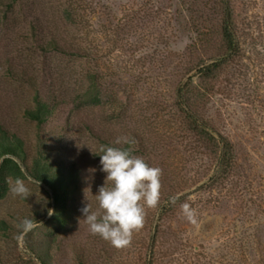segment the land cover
<instances>
[{
	"label": "rangeland",
	"instance_id": "obj_1",
	"mask_svg": "<svg viewBox=\"0 0 264 264\" xmlns=\"http://www.w3.org/2000/svg\"><path fill=\"white\" fill-rule=\"evenodd\" d=\"M36 96L53 106L40 125L24 115ZM0 143V172H21L0 174V264H264V0H0ZM102 146L162 169L122 249L81 212L98 209ZM37 156L72 170L63 225Z\"/></svg>",
	"mask_w": 264,
	"mask_h": 264
},
{
	"label": "clouds",
	"instance_id": "obj_2",
	"mask_svg": "<svg viewBox=\"0 0 264 264\" xmlns=\"http://www.w3.org/2000/svg\"><path fill=\"white\" fill-rule=\"evenodd\" d=\"M130 143L127 137H118L115 141L116 145ZM99 156L101 171L106 173V177L96 193L98 209L93 211L86 203L81 212L93 235L122 249L130 246L134 232L143 228L145 208L155 209L158 206L162 169L150 166L142 157L124 147L102 146ZM13 191L18 195H27L22 185ZM183 208L186 218L195 223V211L187 205ZM20 226L27 232L37 225L25 218Z\"/></svg>",
	"mask_w": 264,
	"mask_h": 264
},
{
	"label": "trees",
	"instance_id": "obj_3",
	"mask_svg": "<svg viewBox=\"0 0 264 264\" xmlns=\"http://www.w3.org/2000/svg\"><path fill=\"white\" fill-rule=\"evenodd\" d=\"M223 35L225 40L230 44L232 43V34L230 28H228V24H224V28H222ZM50 41L49 44H51ZM219 64L218 61L212 62L208 65H205L201 68V71L204 74H210L214 71V67L216 68ZM53 106L50 105L47 101L41 99L40 97L36 96L34 98V106L30 109H25L24 115L29 120L35 121L37 124L44 123L48 117L51 115ZM223 139V138H222ZM0 154H12L14 150L8 144L0 143ZM43 157L37 156L33 160V165L30 169V174L33 178L37 181L45 184L51 191V198H52V216L51 219L63 225L67 218H68V207L66 204V199L71 193V184L73 182L72 179V170L69 169L68 173L62 172L60 169H52L49 162L46 160H42ZM225 159L222 157L220 162L223 163ZM7 162H11L14 164V171L15 173H21L20 167L11 159L4 158L1 163V176L3 177L4 171L3 167ZM7 223L3 220L0 221V228L5 229ZM47 255V254H46ZM39 261L41 264H47L44 255L38 256Z\"/></svg>",
	"mask_w": 264,
	"mask_h": 264
}]
</instances>
